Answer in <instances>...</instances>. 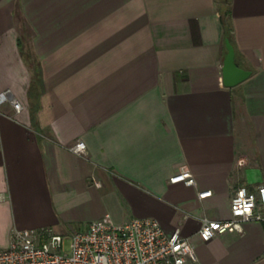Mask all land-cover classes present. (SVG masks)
I'll return each mask as SVG.
<instances>
[{"label": "crops", "instance_id": "1", "mask_svg": "<svg viewBox=\"0 0 264 264\" xmlns=\"http://www.w3.org/2000/svg\"><path fill=\"white\" fill-rule=\"evenodd\" d=\"M226 5L249 72L230 86L220 0H0V93L21 104L0 100V248L13 229L69 234L107 214L177 229L195 264H264V221L195 235L264 182V0ZM181 168L194 185L169 181Z\"/></svg>", "mask_w": 264, "mask_h": 264}, {"label": "built area", "instance_id": "2", "mask_svg": "<svg viewBox=\"0 0 264 264\" xmlns=\"http://www.w3.org/2000/svg\"><path fill=\"white\" fill-rule=\"evenodd\" d=\"M0 100H8L14 112L21 109L20 102L7 90L0 93ZM85 147L82 140H77L68 148L83 155ZM169 181L195 184L187 168H181ZM209 194L210 190H204L197 192V197ZM229 211L226 219L203 217L195 232L197 238L208 241L224 232H241L245 221H264V182L252 188L238 186ZM196 260L193 242L177 229L167 234L152 217H131L115 223L107 214L69 234L50 228L13 229L8 246L0 248V264H195Z\"/></svg>", "mask_w": 264, "mask_h": 264}, {"label": "water", "instance_id": "3", "mask_svg": "<svg viewBox=\"0 0 264 264\" xmlns=\"http://www.w3.org/2000/svg\"><path fill=\"white\" fill-rule=\"evenodd\" d=\"M224 43L226 53L222 62V82L230 86L243 80L249 72L235 65L234 49L228 38H225Z\"/></svg>", "mask_w": 264, "mask_h": 264}, {"label": "trees", "instance_id": "4", "mask_svg": "<svg viewBox=\"0 0 264 264\" xmlns=\"http://www.w3.org/2000/svg\"><path fill=\"white\" fill-rule=\"evenodd\" d=\"M220 2L223 5V8H222V11H221V14H220V18H221L222 23L224 25L226 24V30L224 32V36H225V38H228V40L230 41V30H229V27H228L229 10H228V7L226 5V0H220Z\"/></svg>", "mask_w": 264, "mask_h": 264}, {"label": "rangeland", "instance_id": "5", "mask_svg": "<svg viewBox=\"0 0 264 264\" xmlns=\"http://www.w3.org/2000/svg\"><path fill=\"white\" fill-rule=\"evenodd\" d=\"M67 246H68V240H66L65 242V248H67Z\"/></svg>", "mask_w": 264, "mask_h": 264}]
</instances>
